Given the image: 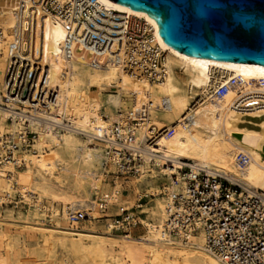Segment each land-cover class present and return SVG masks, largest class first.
<instances>
[{"label":"bare ground","instance_id":"1","mask_svg":"<svg viewBox=\"0 0 264 264\" xmlns=\"http://www.w3.org/2000/svg\"><path fill=\"white\" fill-rule=\"evenodd\" d=\"M99 1L152 24L155 43L166 52L165 79L151 82L138 73L131 75L123 62L111 61L107 52L97 56L76 53L68 59L63 50L66 28L60 19L48 15L43 35L33 39L48 73L47 85L58 93L56 103L45 108L13 100L5 84L10 49L22 39L25 12L37 9L39 23L44 13L31 0H0V134L12 135L17 142L27 127L38 134L30 149L16 153V162L0 164V204L13 203L19 194L26 205L24 211L18 202L15 212L0 214V264H15L22 256L28 261L36 259L35 263L47 262L50 255H35L31 241L49 251L62 249L66 264H225L209 251L204 233L189 243L167 238L164 193L173 176L181 173L184 161L264 190V119L248 127L234 109L245 93H264V66L185 55L163 41L158 24L149 15L111 0ZM94 59L97 65L91 64ZM227 81L235 84L224 96L212 93L214 86ZM165 97L171 109L156 111L154 107ZM146 102L153 104L151 118L139 129L138 142L132 147H139L152 127L160 138H155L154 145L146 142L141 172L132 180L135 194H145L154 202L144 210L145 219H139L143 235L115 236L113 221L107 232L80 231L71 222L69 210L84 209L97 218L102 214L99 200L106 195L110 206L131 211L121 200L124 183L118 178L111 189L105 182L103 170L118 173L106 156L107 135L115 124H126L124 115L132 107ZM263 116L264 109L252 113L254 118ZM165 129H174L173 136L166 137ZM44 200L51 202L50 208ZM48 218L52 226L46 225ZM61 263L57 259L49 264Z\"/></svg>","mask_w":264,"mask_h":264},{"label":"built area","instance_id":"2","mask_svg":"<svg viewBox=\"0 0 264 264\" xmlns=\"http://www.w3.org/2000/svg\"><path fill=\"white\" fill-rule=\"evenodd\" d=\"M44 15L39 23L37 9L29 8L22 23V39L11 46L7 63L5 84L7 94L19 103L43 105L50 108L57 100L56 89L47 85L48 73L42 67L41 51L33 46V39L43 35V23L48 15L60 19L67 31L63 46L68 59L76 53L97 56L109 53L113 62H123L126 70L147 77L151 82L165 79L167 74L166 52L155 43L154 28L145 18L135 14L121 13L103 6L99 0H31ZM92 65H97L94 60ZM235 84L227 81L214 86L211 91L222 97ZM152 102L132 107L124 115L125 125L115 124L107 135L106 156L118 167L117 177L127 179L140 174L145 160L146 142L154 145L160 134L154 127L145 141L138 133L151 118ZM172 104L168 98L154 107L167 111ZM236 112L250 125L255 119L252 113L264 109V93L248 92L235 103ZM28 120V119H26ZM29 124V123H28ZM27 126V125H26ZM174 129H165L164 135L172 137ZM0 134V164L15 161V155L30 149L38 134L28 127L18 136ZM180 174L174 175L171 186L164 193L166 221L164 233L167 238L189 243L199 233H204L209 251L225 264H264V190L254 189L218 170L194 166L184 161ZM109 196L99 200L100 210H110ZM143 200V199H142ZM141 200V201H142ZM140 201V202H141ZM139 211L119 207L120 214L111 217L115 223L114 233L130 234L142 226ZM73 223H89L93 220L84 209L69 210ZM97 221L108 218L96 219Z\"/></svg>","mask_w":264,"mask_h":264},{"label":"water","instance_id":"3","mask_svg":"<svg viewBox=\"0 0 264 264\" xmlns=\"http://www.w3.org/2000/svg\"><path fill=\"white\" fill-rule=\"evenodd\" d=\"M145 13L188 56L264 66V0H111Z\"/></svg>","mask_w":264,"mask_h":264},{"label":"rangeland","instance_id":"4","mask_svg":"<svg viewBox=\"0 0 264 264\" xmlns=\"http://www.w3.org/2000/svg\"><path fill=\"white\" fill-rule=\"evenodd\" d=\"M264 117L262 119H255L254 122H260L261 120H263ZM11 122V121H10ZM243 126V125H241ZM248 127H253V126H249L246 125ZM85 137V136H84ZM84 139H88V137H85ZM107 167V165L105 166V168ZM104 175H105V182L108 183L111 187V189L114 188V186L116 185V180L118 179L117 174H109L107 170H103ZM136 176H131L127 179H123V177H120L119 179L121 180V182L124 183V188L122 189V197L121 200L122 202L131 207V210L134 209L133 206L135 205H140L143 204V210H147L148 208L152 207L154 205V202L152 201L151 198H148L147 196H145V194H142L141 196H138L135 194V186L132 183ZM128 180H130V183L128 184ZM152 180V179H151ZM127 183V184H126ZM165 182L161 181V186H164ZM38 195H36L34 197V200H37ZM143 199V200H142ZM13 203L10 204H5L4 206H2L0 204V214L2 215H6L8 213H10V210L12 209L13 212H15L16 210H18L19 208L23 209L25 211V207L26 205L22 202V198L19 194H16L13 198ZM142 200V201H141ZM141 201V202H140ZM20 202V207L17 208V203ZM136 203V204H135ZM43 204L45 206H49L48 208H50L51 206V202L49 200H44ZM119 206V205H118ZM110 206V210L107 211L106 213H102L101 215H99L97 218L95 215H91L93 217V220L89 223H77L76 228L79 229L80 231H91V230H96L100 233L103 232H107L108 231V224L110 221H112L111 217H114L117 214H120V212L118 211L119 207H123V206ZM137 207V206H136ZM135 212H138L139 210L137 208L134 209ZM94 213V212H91ZM105 215H109V217H104ZM111 215V217H110ZM147 215L143 216V218L145 219ZM102 218H108V220H101V221H97L96 219H102ZM46 225L48 226H52L53 224L51 223V221L49 220V218L46 221ZM133 231V236L138 238L140 235H143V225L141 227H139L138 229H132ZM115 236L117 235H123L122 233H113ZM30 246L33 252H35V255H50L49 259L47 262L44 263H35L36 259H31V260H27L25 257H21L19 258V260L15 263V264H49V263H53L55 262L57 259L60 260V262H62L61 264H66V254H64L62 252V249L58 248V247H53L51 248V250H47L45 249L43 246L41 245H37L35 243V241H31L30 242ZM55 257V258H54ZM44 258V257H43ZM25 259V260H24ZM56 259V260H55ZM27 260V261H26ZM21 262V263H20ZM69 264H74L73 261H71Z\"/></svg>","mask_w":264,"mask_h":264}]
</instances>
